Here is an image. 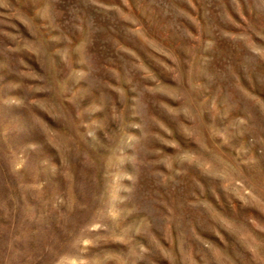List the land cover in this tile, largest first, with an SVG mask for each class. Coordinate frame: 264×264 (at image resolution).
<instances>
[{
  "label": "rangeland",
  "instance_id": "obj_1",
  "mask_svg": "<svg viewBox=\"0 0 264 264\" xmlns=\"http://www.w3.org/2000/svg\"><path fill=\"white\" fill-rule=\"evenodd\" d=\"M0 264H264V0H0Z\"/></svg>",
  "mask_w": 264,
  "mask_h": 264
}]
</instances>
